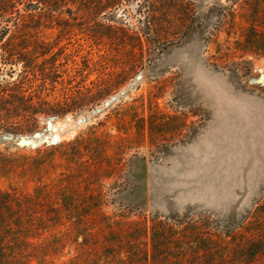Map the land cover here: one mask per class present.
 Listing matches in <instances>:
<instances>
[{
  "label": "rangeland",
  "instance_id": "obj_1",
  "mask_svg": "<svg viewBox=\"0 0 264 264\" xmlns=\"http://www.w3.org/2000/svg\"><path fill=\"white\" fill-rule=\"evenodd\" d=\"M181 1L194 14L189 35L155 44L110 98L40 117L33 134L0 131L11 201L0 206V264H172L178 252L183 264H264V56L235 49L264 2ZM147 11L146 0L97 17L68 6L37 32L98 60L105 26L149 38ZM21 20L2 18L0 30ZM193 60L228 86L215 103L193 84Z\"/></svg>",
  "mask_w": 264,
  "mask_h": 264
},
{
  "label": "trees",
  "instance_id": "obj_2",
  "mask_svg": "<svg viewBox=\"0 0 264 264\" xmlns=\"http://www.w3.org/2000/svg\"><path fill=\"white\" fill-rule=\"evenodd\" d=\"M122 2L0 0V19L12 14L26 18L14 23L11 32L8 28L0 30V73L3 75L0 79V131L11 135L33 134L40 128V117H64L102 103L136 73L143 59L151 55L155 44L187 36L194 25L189 4L181 0H146L150 39L145 38V43L138 32L105 26L103 36L108 39L107 49L98 60L87 55L79 57L78 61L77 51L67 53L66 47L57 48L38 36L37 30L45 24L42 18L51 20L50 14L61 8L73 6L89 17H97L100 13L113 11ZM20 6L26 10V15H20ZM262 7L252 4L247 21L250 27L241 31L242 41L235 43L236 51L264 56ZM93 75L95 79L90 80ZM38 160L40 158L32 159V171L40 166ZM42 195L36 192L35 197H27V200L36 201ZM9 198L0 190L2 209L8 208ZM174 256L172 264H183L185 253L178 252Z\"/></svg>",
  "mask_w": 264,
  "mask_h": 264
},
{
  "label": "clouds",
  "instance_id": "obj_3",
  "mask_svg": "<svg viewBox=\"0 0 264 264\" xmlns=\"http://www.w3.org/2000/svg\"><path fill=\"white\" fill-rule=\"evenodd\" d=\"M199 93L209 102L215 103L227 89L221 77L212 74L202 62L189 61L185 65Z\"/></svg>",
  "mask_w": 264,
  "mask_h": 264
}]
</instances>
